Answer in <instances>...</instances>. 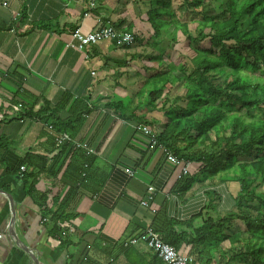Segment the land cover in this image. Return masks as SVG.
<instances>
[{
    "label": "crops",
    "instance_id": "0c3cea01",
    "mask_svg": "<svg viewBox=\"0 0 264 264\" xmlns=\"http://www.w3.org/2000/svg\"><path fill=\"white\" fill-rule=\"evenodd\" d=\"M146 3L96 0L89 9L88 0H0V23L11 25L0 31V264H162L143 243L124 249L120 242L159 220L189 222L211 194L216 203L205 210L208 216L234 210L237 182L207 180L182 190L180 178L196 165L188 162L182 172L139 137L147 110L136 93L150 72L140 56L149 54L147 48L123 49L114 40L82 52L66 46L76 44L75 29L86 33L105 25L128 27L148 40ZM66 94L60 120L77 100L89 108L71 138L92 150L80 183L63 177L67 160L61 166L57 161L55 175L48 170L58 152L50 115L24 113L52 108ZM149 115L161 119L157 112ZM22 164L29 175L24 180L18 176ZM53 211L65 221L57 223V235L51 232ZM200 224L194 219V227ZM66 228L72 232L62 235Z\"/></svg>",
    "mask_w": 264,
    "mask_h": 264
},
{
    "label": "trees",
    "instance_id": "16d2710c",
    "mask_svg": "<svg viewBox=\"0 0 264 264\" xmlns=\"http://www.w3.org/2000/svg\"><path fill=\"white\" fill-rule=\"evenodd\" d=\"M145 1L148 40L128 27L117 29L132 34L131 46L151 50L140 55L143 70H150L136 93L143 100L141 109L147 110L140 126L154 131L157 143L178 160L196 165L194 173L180 178L182 190L207 180L239 184L232 212L208 216L205 210H214L216 203L211 194L189 222L164 219L152 229L162 242L191 257V264H264V0H217L215 6L211 0ZM10 27L0 23V31ZM163 27L172 43L167 55L154 52ZM254 73L262 79L252 82ZM65 96L52 108L45 105L36 113L25 108L24 113L33 119L50 115L58 152L48 170L67 160L63 177L80 183L87 154L67 142L57 145V138L67 133L72 138L89 108L84 110L77 100L69 117L60 120L58 113L69 98ZM28 177L24 172L23 180ZM57 213L50 218L53 235L59 233L57 223H65ZM196 218L201 224L194 227Z\"/></svg>",
    "mask_w": 264,
    "mask_h": 264
},
{
    "label": "built area",
    "instance_id": "2783aa9c",
    "mask_svg": "<svg viewBox=\"0 0 264 264\" xmlns=\"http://www.w3.org/2000/svg\"><path fill=\"white\" fill-rule=\"evenodd\" d=\"M96 0H88L89 9L93 8ZM72 38L76 41V44L68 43L67 47L73 48L78 52H82L83 48L89 45L97 44L103 40H114L115 43L119 47H129L133 44V36L129 32H124L117 30L112 25H105L96 30L89 31L86 33H82L80 29H75L72 32ZM137 132L140 135L139 137L143 138L147 145L151 148H156L159 152H161L165 158V160L175 166L181 165L182 172L186 171V164L184 160H178L174 155L167 152L166 149L157 143L156 137L157 134L145 126L137 127ZM62 142H67L71 146L75 148H80L85 150L86 154L92 153V150L88 148L86 145L82 143H78L72 140L66 134H60L57 138V145ZM26 167L21 165L19 167V177H23V173L25 172ZM129 174L132 175V171H129ZM152 191L151 187L147 188V192L150 193ZM143 205H146L145 201H142ZM72 232L71 228H66V230L62 231L61 234H69ZM143 243L149 250H151L155 256L160 260L162 264H191L192 258L180 253L173 246L162 242L159 237L155 234L152 228H147L140 232L136 237L129 238L121 241L122 248L126 249L129 247H134L137 243Z\"/></svg>",
    "mask_w": 264,
    "mask_h": 264
},
{
    "label": "rangeland",
    "instance_id": "374dc122",
    "mask_svg": "<svg viewBox=\"0 0 264 264\" xmlns=\"http://www.w3.org/2000/svg\"><path fill=\"white\" fill-rule=\"evenodd\" d=\"M217 0H211V3L214 4V6L217 4L216 3ZM210 3V4H211ZM190 28L193 27V25H189ZM158 42V47L157 49L154 50L155 53L157 54H164V55H167V53L169 52V48L172 46V43L170 41V38H169V35H168V29L164 28L162 29L161 33H160V37H159V40H155V42ZM149 52H151L150 49H148ZM153 52V51H152ZM253 78H252V82L255 81V78H260L262 79V76H260V74L258 73H254L251 75ZM126 103V101H125ZM239 228H243V225L239 223Z\"/></svg>",
    "mask_w": 264,
    "mask_h": 264
}]
</instances>
